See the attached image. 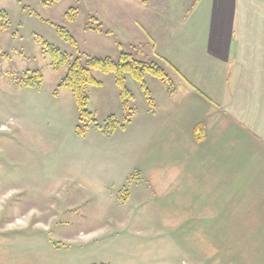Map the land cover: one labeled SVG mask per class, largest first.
Returning a JSON list of instances; mask_svg holds the SVG:
<instances>
[{"label":"rangeland","instance_id":"obj_1","mask_svg":"<svg viewBox=\"0 0 264 264\" xmlns=\"http://www.w3.org/2000/svg\"><path fill=\"white\" fill-rule=\"evenodd\" d=\"M48 2L7 0L0 8L8 13L0 31V264H264V231H183L162 213L151 176L164 167L148 158L159 134L146 125L158 121L148 119L150 104L131 76V121L114 74L95 71L103 85L89 86L88 108L103 128L76 132V101L60 85L67 66L54 68L43 41L71 60L139 56L111 34L95 1ZM71 7L75 20L66 16ZM100 11L109 14L105 4ZM98 23L103 31L89 28ZM58 25L73 33L77 48ZM34 72L42 75L40 87L29 85ZM145 79L159 108L160 92L171 88L150 74ZM110 116L119 123L106 132Z\"/></svg>","mask_w":264,"mask_h":264},{"label":"crops","instance_id":"obj_2","mask_svg":"<svg viewBox=\"0 0 264 264\" xmlns=\"http://www.w3.org/2000/svg\"><path fill=\"white\" fill-rule=\"evenodd\" d=\"M94 1L112 35L173 64L146 123L162 213L183 231H264V0Z\"/></svg>","mask_w":264,"mask_h":264},{"label":"trees","instance_id":"obj_3","mask_svg":"<svg viewBox=\"0 0 264 264\" xmlns=\"http://www.w3.org/2000/svg\"><path fill=\"white\" fill-rule=\"evenodd\" d=\"M46 2H58L60 0H45ZM145 2L146 0H142ZM66 16L69 20L76 19V9L71 7L67 12ZM8 26V13L4 9H0V31H3ZM58 30L62 37L68 41L72 46L78 47V40L73 35V33L62 25H58ZM93 30L102 31L100 24L98 23L96 27H91ZM43 51L48 53L52 58V63L55 69H59L62 66H67V71L63 76L60 85L68 87L74 96L78 110H79V123L76 126V132L80 135L86 133V129L90 124H93L97 128H103L93 116V113L88 108V103L90 100V95L88 92L89 86H102L103 81L98 79L95 75V71H101L103 73H112L115 77V83L119 89V94L121 98V104L123 110L126 113L125 121H131L134 115V108L131 103L134 100V93L127 85V76H131L133 79L140 83L145 96L150 104L151 111H154V99L152 97L151 91L146 82V75L150 74L155 78L160 79L164 83L168 84L170 90L173 91L174 82L168 72V70L162 64L173 66V64L165 58L159 57L160 62L150 59V57L139 49L140 55L136 57L133 52H122L120 57L115 60L111 57H91L86 56L85 61L81 57H76L73 60L70 56L63 52L61 49L51 45L50 43L43 41ZM29 79L33 80V83L29 84L34 87H40L42 84V75L40 73L34 72ZM118 120L115 116L108 117L104 130L106 132L113 131ZM196 137L199 140L204 138V128L203 124L199 123L195 127Z\"/></svg>","mask_w":264,"mask_h":264}]
</instances>
